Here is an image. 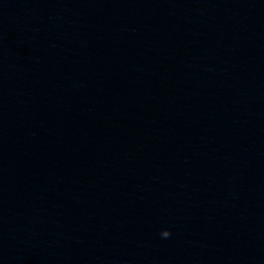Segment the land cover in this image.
<instances>
[{"label": "clouds", "instance_id": "clouds-1", "mask_svg": "<svg viewBox=\"0 0 264 264\" xmlns=\"http://www.w3.org/2000/svg\"><path fill=\"white\" fill-rule=\"evenodd\" d=\"M170 236H171V230L170 229H167V228L161 229V231H160V237L162 239H167Z\"/></svg>", "mask_w": 264, "mask_h": 264}]
</instances>
